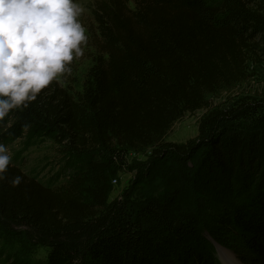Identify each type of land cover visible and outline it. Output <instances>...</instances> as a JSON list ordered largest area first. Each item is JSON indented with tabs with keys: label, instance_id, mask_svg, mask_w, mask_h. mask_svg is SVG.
Instances as JSON below:
<instances>
[{
	"label": "trees",
	"instance_id": "obj_1",
	"mask_svg": "<svg viewBox=\"0 0 264 264\" xmlns=\"http://www.w3.org/2000/svg\"><path fill=\"white\" fill-rule=\"evenodd\" d=\"M263 2L137 0L134 8L128 0L96 2L100 55L82 93L52 87L0 121L3 144L25 133L58 145L68 139L72 149L65 152L74 150L81 170L52 188L10 163L0 182V239L15 220L46 232L95 217L106 206L119 152L151 148L170 163L171 185L139 206L135 235L110 226L80 254L83 264H220L202 235L198 193L222 201L211 235L227 234L250 251L242 259L264 264V100H240L230 109L209 102L245 80L248 53L264 33ZM197 110L205 113L195 138L165 141L176 122ZM16 176L21 183L12 186ZM184 205L190 210L181 211ZM77 256L70 243L56 241L45 264H74Z\"/></svg>",
	"mask_w": 264,
	"mask_h": 264
},
{
	"label": "rangeland",
	"instance_id": "obj_2",
	"mask_svg": "<svg viewBox=\"0 0 264 264\" xmlns=\"http://www.w3.org/2000/svg\"><path fill=\"white\" fill-rule=\"evenodd\" d=\"M98 1L101 0H78L84 8V13L79 20L86 28L88 37L87 44L82 45L84 55L74 58L69 65L71 72L64 74L59 81H53L43 89L41 91L43 96L55 86L73 96L82 93L88 73L100 55L95 41L98 32L93 17V10ZM136 1L128 0L130 8H134ZM256 6L253 4V7ZM253 45L254 49L248 53L246 60L245 80L233 88L210 95L211 106L230 109L240 100H264V33L256 35ZM204 113L205 110H197L192 114L187 113L175 123L165 141L183 144L195 138L198 134L199 121ZM6 119L10 121V117L6 116L1 122H5ZM4 145L12 157V164L19 166L29 177H34L52 188L68 184L82 167L80 163L71 158L76 156L74 150L65 152L72 147L68 139L63 141V145H58L49 136L33 137L25 133ZM119 153L121 155V158L117 159L119 168L116 176L110 178L111 190L106 206L95 217L86 219L79 225L46 232L39 230L24 219L9 222L7 226L9 234L0 239V264L18 258L30 260L35 264H45L48 247L56 241H67L74 246L78 252L74 264H83L79 258L80 254L96 236L108 230L110 226L122 225L121 227H125L130 235H135L137 209L148 198L158 196L166 190L171 185L174 176L169 171L170 163L165 158L160 159L151 148L138 152L127 150ZM146 169L153 170V172L143 177L141 172ZM196 197L204 213L202 235L217 262L220 264H252L251 260L245 261L239 256L250 255V251L241 243L232 238L226 239L227 234L213 236L208 231L213 224L210 219L220 212L222 201L210 199L199 193ZM190 207L191 205H184L181 211L190 210Z\"/></svg>",
	"mask_w": 264,
	"mask_h": 264
},
{
	"label": "clouds",
	"instance_id": "obj_3",
	"mask_svg": "<svg viewBox=\"0 0 264 264\" xmlns=\"http://www.w3.org/2000/svg\"><path fill=\"white\" fill-rule=\"evenodd\" d=\"M83 13L78 0H0V121L71 72L69 65L84 55L88 41L79 20ZM11 159L0 143V182ZM21 180L16 176L10 183Z\"/></svg>",
	"mask_w": 264,
	"mask_h": 264
}]
</instances>
